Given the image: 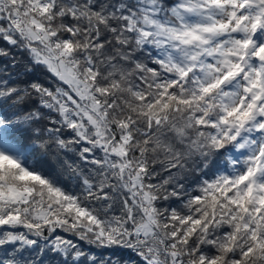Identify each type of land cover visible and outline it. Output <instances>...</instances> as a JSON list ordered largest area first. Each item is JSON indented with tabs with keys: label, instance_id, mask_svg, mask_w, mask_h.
Here are the masks:
<instances>
[{
	"label": "snow or ice",
	"instance_id": "obj_1",
	"mask_svg": "<svg viewBox=\"0 0 264 264\" xmlns=\"http://www.w3.org/2000/svg\"><path fill=\"white\" fill-rule=\"evenodd\" d=\"M0 264H264V0H0Z\"/></svg>",
	"mask_w": 264,
	"mask_h": 264
},
{
	"label": "trees",
	"instance_id": "obj_2",
	"mask_svg": "<svg viewBox=\"0 0 264 264\" xmlns=\"http://www.w3.org/2000/svg\"><path fill=\"white\" fill-rule=\"evenodd\" d=\"M19 56H22L23 54H18Z\"/></svg>",
	"mask_w": 264,
	"mask_h": 264
}]
</instances>
